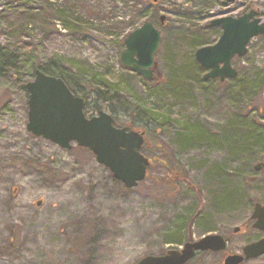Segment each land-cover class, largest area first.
<instances>
[{
    "label": "rangeland",
    "instance_id": "1",
    "mask_svg": "<svg viewBox=\"0 0 264 264\" xmlns=\"http://www.w3.org/2000/svg\"><path fill=\"white\" fill-rule=\"evenodd\" d=\"M64 1L0 0V47L18 57L0 76V264H137L209 232L246 244L254 205L264 202V138L252 145L245 133L264 122V37L232 60L234 79L204 80L195 53L220 37L207 27L215 18L252 7L264 21V0H74L70 18ZM146 21L162 35V83L121 62L124 39ZM55 56L78 78L108 75L100 81L108 99L128 102L115 107L95 90L87 108L102 105L116 126L146 133L152 164L136 187L89 149L27 130L31 67ZM241 81L254 87L239 93Z\"/></svg>",
    "mask_w": 264,
    "mask_h": 264
},
{
    "label": "water",
    "instance_id": "2",
    "mask_svg": "<svg viewBox=\"0 0 264 264\" xmlns=\"http://www.w3.org/2000/svg\"><path fill=\"white\" fill-rule=\"evenodd\" d=\"M234 1L223 0V4L227 6ZM160 20L165 25L166 17L161 16ZM211 25L222 28L219 40L196 52V60L203 68L209 69L205 80L235 78L238 72L232 66L233 58L245 56L250 41L264 35V23L256 17V11L251 10L239 17L217 18ZM161 41V32L151 21H146L125 39L126 49L121 54L123 65L145 80L158 79L156 56ZM26 89L29 92L27 130L30 133L63 149H72L73 143L88 148L96 156V161L128 188L136 187L146 178L150 160L141 153L145 132L115 126L113 117L105 111L87 117L86 100L77 97L62 78L40 69L36 70L34 80L26 84ZM262 167L260 163L256 170ZM251 218L255 220L254 227L264 231V205L257 203ZM238 230L236 228L235 232ZM225 247L221 235L209 234L198 241L187 242L181 250L148 255L137 264H186L197 251H219ZM245 251L247 258L264 253V239L246 246ZM242 261V256L232 255L225 263L240 264Z\"/></svg>",
    "mask_w": 264,
    "mask_h": 264
},
{
    "label": "trees",
    "instance_id": "3",
    "mask_svg": "<svg viewBox=\"0 0 264 264\" xmlns=\"http://www.w3.org/2000/svg\"><path fill=\"white\" fill-rule=\"evenodd\" d=\"M27 2H30L31 0H26ZM75 4L74 0H65L64 1V6H62L64 8L63 12L65 13V16H67L68 18L72 17L73 14L76 15V11L77 9H75V7H73V5ZM73 7V8H72ZM151 6H149L148 8H150ZM35 10H38V8H36ZM30 12H35L34 9L30 10ZM14 55H12L9 51L8 48H4V47H0V76L3 75V73L7 70L8 67L12 66H16L18 57L13 58ZM68 62L66 58H64L63 56H55L52 57L48 62L44 63V64H38L35 65L33 64L31 67V71L33 73V75H35V70L36 69H40L42 70L44 73L48 74V75H52V76H56V77H60L62 78L65 83L69 86V88L72 90V92L80 97H83L87 100L89 99H93L94 98V91L96 90L97 94L99 95V97L103 98L104 100H108L110 101L111 105L114 104L115 107H118L121 105L125 106L127 109H130V107H128V102L121 100L117 95H115L113 98L108 99L107 95L104 93L103 91V86L100 85V81L103 78H107L108 75H102L99 77H95L96 74L91 73V72H87L85 74V77L82 78H78L77 76H74L72 73H70L68 70L65 69V63ZM88 78V79H87ZM204 79V78H203ZM251 82L248 81H241L240 85H239V93H248L251 89V87L253 88L254 86L250 85ZM102 109V105L98 108H92L86 109V113L88 115H94L92 113H94V111L96 110H101ZM132 129H136L134 126L131 127ZM251 131L248 130V126L245 127V133L249 134V138L251 143L249 144H257L260 140H262L264 138V124L260 123L259 120H254V123L251 124L250 127ZM185 140H188V136L184 135ZM247 140H248V136H247ZM173 174H177V172L173 171L172 169H169ZM175 172V173H174ZM229 197H225V199H223L224 201H227L226 199H228ZM190 239V237H189Z\"/></svg>",
    "mask_w": 264,
    "mask_h": 264
},
{
    "label": "flooded vegetation",
    "instance_id": "4",
    "mask_svg": "<svg viewBox=\"0 0 264 264\" xmlns=\"http://www.w3.org/2000/svg\"><path fill=\"white\" fill-rule=\"evenodd\" d=\"M249 9L251 10L252 7H250ZM241 13L243 14L245 12L242 11ZM207 27L210 29L216 28V27L210 26V23L208 24ZM261 203L264 204V202H261ZM249 220L251 222V227L253 231L250 233L251 235L250 240L248 239H246V241L244 240L246 244L242 246H238L227 236L220 233L225 239V242L227 245L226 248L219 250V251H213V250L197 251L194 257L191 260H189L187 264H225L226 259L232 255H241L243 257V261L240 264H264V253L257 255V256H252L249 258H247L245 255V252H246L245 247L247 245L257 243L264 239V231L254 227L255 221L252 220L251 217ZM198 239H194V240H198ZM191 240L194 241L193 239ZM182 246L183 244L181 246H179V244H175L173 248H181Z\"/></svg>",
    "mask_w": 264,
    "mask_h": 264
}]
</instances>
